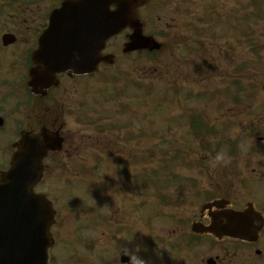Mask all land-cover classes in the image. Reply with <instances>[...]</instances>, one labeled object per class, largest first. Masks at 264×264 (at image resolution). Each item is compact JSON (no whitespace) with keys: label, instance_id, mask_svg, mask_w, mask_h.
<instances>
[{"label":"flooded vegetation","instance_id":"flooded-vegetation-1","mask_svg":"<svg viewBox=\"0 0 264 264\" xmlns=\"http://www.w3.org/2000/svg\"><path fill=\"white\" fill-rule=\"evenodd\" d=\"M63 2L73 4L74 0H0V172L6 169L13 151L12 145L22 129L33 132H38L42 127L59 130L64 141H68L66 146L69 149L63 151L66 158L74 152L73 142L79 135L76 131H79V128L84 129L85 124H82L85 114L84 82L94 73L86 76L71 72L45 74L39 69L40 64L35 57L40 39L46 30L66 25V28L80 27V23H84L80 21L77 5L61 24L55 22L53 25L52 13ZM158 23L161 24L160 21ZM161 26L164 30L168 23ZM192 30L195 36V28ZM182 33L183 28L178 22L176 34L181 36ZM129 34L128 30L122 32L121 44ZM68 35L73 43H79L75 32L72 31ZM241 35L243 40V34ZM105 54L111 53L107 51ZM124 56L130 59L128 68L131 81L141 83V88L144 89L148 81L144 65L148 64V59L142 52ZM174 61L181 71L191 68V60L181 54H175ZM182 75L186 77V73L183 72ZM30 82L34 88H28ZM261 82L258 77V91ZM234 106L236 107L234 115L238 119L233 123L232 131L236 134H231L232 138L227 140L233 141L237 146L243 142L244 147L248 149L235 151L234 165H226L224 159L219 170L221 176L215 175L212 167H208L207 188L211 191L209 194L211 198L206 203L217 201L222 205H219V208L211 207L203 213L199 211L198 215L192 217L189 228L191 229L193 223L198 224L201 230L212 225L217 228L220 223L225 222L224 211H242L244 205L248 204L252 205V213L255 221L258 218L259 227L257 232L247 239L218 240L207 233L191 235L190 241L197 250L192 258V264H206L207 259H213V264H264V114L259 113L257 116L254 114L252 118H245L242 104ZM125 112L126 109L123 108L118 114ZM122 120L123 117H110L107 122L99 121L92 127L95 141L108 143L110 146L113 137L118 140H123L126 136L132 137L136 131L132 127V118L126 121L129 122V127L122 125L123 130L112 131V125ZM239 121L240 128L237 126ZM140 125H146V121L141 119ZM56 157H62V151ZM51 168L52 165H48L46 170H52ZM250 183H254L253 190L248 187ZM186 229L187 223L184 222L183 225H177L174 233H182Z\"/></svg>","mask_w":264,"mask_h":264},{"label":"rangeland","instance_id":"rangeland-1","mask_svg":"<svg viewBox=\"0 0 264 264\" xmlns=\"http://www.w3.org/2000/svg\"><path fill=\"white\" fill-rule=\"evenodd\" d=\"M218 0V4L224 5ZM247 2V0H245ZM255 5L253 8H249V13L254 10V13L258 16V22L250 24L249 27L255 31L258 36L260 45L263 46V50L260 52L261 64L260 68L264 71V0H254ZM260 3V4H258ZM171 8H151L146 10L145 21L147 23L146 31L150 32L153 29L159 31L162 29L170 16ZM160 17V25L158 19ZM252 14H250V21H252ZM261 35V37H260ZM122 38H117L109 45L110 50L115 54V64L113 66L103 67L101 66L95 76L85 80V101L99 100L104 94H108L110 91V77H120L125 74H129L128 57L122 56L120 44ZM214 52L221 51L220 47H214ZM249 48L245 47V58L248 60L249 70L245 75H251V70H254L251 66V55ZM252 54V53H251ZM239 61L241 59V52H239ZM236 61V59H235ZM150 65V63H149ZM150 71L148 75L150 78ZM264 77V73L262 72ZM127 77V76H126ZM245 77V76H244ZM242 78L245 85H248V79ZM197 82L200 81L199 76H194ZM160 87L158 86V89ZM197 90V89H196ZM198 91V90H197ZM155 93V92H154ZM153 93V94H154ZM149 98V97H148ZM164 98L168 99V95L164 93ZM100 100V101H101ZM150 102L153 100L150 97ZM149 103V99L148 102ZM196 113H202L209 109V105L204 103H195ZM102 115L108 114V109H111L110 103L106 102L102 104ZM149 106V104L147 105ZM175 110L181 109V107L174 103ZM99 109V108H98ZM137 116L141 115V109L135 110ZM214 117H218V114ZM155 114L150 113L148 110V119L152 121L153 126L156 127ZM168 128L170 132L167 133L174 135L179 140L175 143L177 150H191V156L187 154V165L184 162L177 161V165L180 168V175L183 178L194 180L193 178L201 181V171L192 170L193 166L188 169V166L199 165L194 164L197 162L203 153L197 151L198 144L203 142L194 143L188 141L191 145H188V138L184 137L183 130ZM79 137L73 142V156L63 159L64 163L72 164L75 162L79 167H85V171L90 173V176H85V181H78L76 178H70L74 175L75 170H72V165L62 164L58 162L59 167H56L55 171H50L48 178L45 179L43 185L39 189L40 192L50 193V199L54 203V207L57 211L55 226L52 228V235L55 239L54 245L49 251V264H104L108 261V264H120L118 256L121 248L126 249L130 255H135L138 259L143 260L144 264H177L180 260L179 254L186 253L179 247L172 248L169 244L179 242L180 239L176 235L171 234L169 229L170 223L164 219H160V213L158 206H156L159 179L155 175V168H151L153 172L148 173L147 177H144V181L136 179L134 173L126 175L122 180V176L119 174L117 168L111 169L109 166H102L101 169L93 174L91 166L96 164V157L99 158V164H108V156L101 154L96 145L95 136L93 132L88 129L78 133ZM170 136V135H169ZM74 138H76L74 136ZM183 140V141H182ZM149 147L155 145V142L148 140ZM68 146L65 145L64 150L67 151ZM124 150L120 148H112L105 150L112 154L122 153ZM175 151V153H176ZM194 152L198 153L197 157H194ZM173 155L167 156L172 158ZM180 158L186 157L180 153ZM104 162V163H102ZM94 163V164H93ZM74 164V165H75ZM144 168V165L141 164ZM147 167L149 168V161H147ZM71 168V169H70ZM146 168V167H145ZM130 172L137 171L142 173L141 170H137L138 166H135ZM78 170V169H77ZM114 172L118 173L120 180H113L110 175ZM147 174V173H146ZM145 174V175H146ZM131 179V180H130ZM98 184L94 186V181ZM91 184L93 185L91 189ZM204 185V183L202 182ZM124 185V186H123ZM62 186V193H61ZM170 186V185H169ZM167 186L164 189L165 194L173 195L175 191L179 190L181 196L187 197L192 191L188 187L187 190L173 189V187ZM145 187L147 189H145ZM169 187V188H168ZM250 190H253L254 183L248 185ZM129 189L132 192L125 190ZM179 188V187H178ZM139 194L144 195L142 199ZM153 199H152V197ZM191 202V201H190ZM193 209H199L202 204V200L194 199ZM157 210H156V209ZM181 213L185 210L178 209ZM167 213H175V209H163ZM98 215L103 216L104 227L93 224L96 221ZM145 214L148 216L145 217ZM197 214V213H196ZM184 215V214H183ZM188 216V215H184ZM162 218V217H161ZM170 220V217H168ZM131 233V234H128ZM85 241V243H84ZM89 246L88 249L85 247ZM170 247V248H169ZM139 249V250H138ZM159 251V256L155 252ZM90 253V254H89Z\"/></svg>","mask_w":264,"mask_h":264},{"label":"water","instance_id":"water-1","mask_svg":"<svg viewBox=\"0 0 264 264\" xmlns=\"http://www.w3.org/2000/svg\"><path fill=\"white\" fill-rule=\"evenodd\" d=\"M93 1L85 0L90 5L85 14L90 17L99 15L96 23L99 24L100 38L91 46L95 57L67 62L65 58L56 59L55 56L67 54L66 47H63V53L56 54L53 46L51 53L54 72L68 68L80 70L93 68L97 62L98 52L107 38L129 23L137 29L133 11L142 0H95L97 6H94ZM110 5H114L116 10L110 11ZM141 46L158 48V45L152 44V40L148 38L142 40ZM75 47L68 46V54ZM87 49V45L80 47L79 53L87 54ZM51 138L48 134H43V140H38L25 134L16 144L17 151L12 157L10 169L1 176L0 264H47V249L53 242L50 240L49 228L53 223L54 211L50 202L43 196L33 193V187L41 178V161L48 149L55 150L60 147L59 142ZM242 218H231L224 233L239 235L243 230L242 224L251 229V218ZM128 259L127 256L122 257V261L128 262Z\"/></svg>","mask_w":264,"mask_h":264},{"label":"clouds","instance_id":"clouds-1","mask_svg":"<svg viewBox=\"0 0 264 264\" xmlns=\"http://www.w3.org/2000/svg\"><path fill=\"white\" fill-rule=\"evenodd\" d=\"M222 157H218V159H221ZM110 177L113 180L119 181L120 180V176L118 175V173L114 172L113 174L110 175ZM139 250V249H138ZM157 254V256H159V251L155 252ZM121 254L122 255H128L129 259H128V264H144L143 260L138 259L135 255H130L126 249L121 248Z\"/></svg>","mask_w":264,"mask_h":264}]
</instances>
